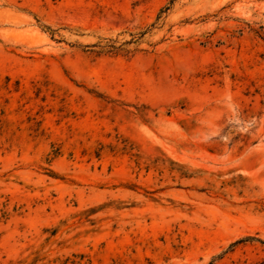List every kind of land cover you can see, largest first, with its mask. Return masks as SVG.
Here are the masks:
<instances>
[{
	"label": "rangeland",
	"instance_id": "obj_1",
	"mask_svg": "<svg viewBox=\"0 0 264 264\" xmlns=\"http://www.w3.org/2000/svg\"><path fill=\"white\" fill-rule=\"evenodd\" d=\"M0 264H264V0H0Z\"/></svg>",
	"mask_w": 264,
	"mask_h": 264
}]
</instances>
